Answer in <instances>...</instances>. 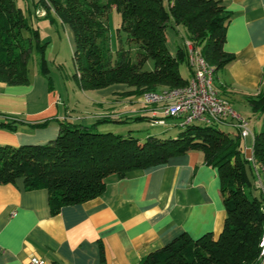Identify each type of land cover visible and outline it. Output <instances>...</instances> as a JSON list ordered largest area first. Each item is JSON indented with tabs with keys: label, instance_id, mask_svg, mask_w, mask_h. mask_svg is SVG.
<instances>
[{
	"label": "trees",
	"instance_id": "1",
	"mask_svg": "<svg viewBox=\"0 0 264 264\" xmlns=\"http://www.w3.org/2000/svg\"><path fill=\"white\" fill-rule=\"evenodd\" d=\"M34 6L43 17L71 28L75 37L74 78L82 90L125 85L119 95L131 99L187 85L190 78L182 76L179 66L187 62L192 71L189 51L179 46L171 53L167 45L170 23L184 27L186 41L213 67L215 82L218 73L236 57L224 48L231 14L222 0H168V6L164 0H36ZM113 8L121 14V28L127 31L129 41L136 45L120 47L115 54L105 21ZM25 30L37 38L40 72L51 80L47 44L40 41L38 29L31 27L15 0H0V81L9 85L30 83L28 59L33 44ZM148 60L154 64L150 70L144 68ZM216 87L234 104L227 88L218 81ZM243 96L251 110L264 118V93ZM113 115L98 117L93 125L59 119L57 137L44 144L0 145V184L22 178L27 190L46 189L55 215L66 205L98 197L111 174L125 177L134 170L163 165L172 157L198 150L208 165L217 168L221 179L227 211L222 232L217 237L208 232L198 238L182 233L140 264H261L264 196L254 184L252 161L245 156V139L239 131L198 122L181 125L182 130L168 138L141 140L131 133L95 131V125L113 120ZM129 118L151 121L146 114H121L116 121ZM0 119V127L17 129L14 118L0 114ZM47 124L45 121L36 127ZM253 133V159L264 172V124Z\"/></svg>",
	"mask_w": 264,
	"mask_h": 264
},
{
	"label": "crops",
	"instance_id": "2",
	"mask_svg": "<svg viewBox=\"0 0 264 264\" xmlns=\"http://www.w3.org/2000/svg\"><path fill=\"white\" fill-rule=\"evenodd\" d=\"M222 1L231 14L224 48L236 57L218 73L217 81L232 93L235 103L244 102L245 93H264V0ZM47 87L44 82L38 86L36 81L24 85L0 81V114L18 121L16 130L0 127V143H47L57 137L59 119L95 123L97 113H69L68 107L53 101ZM125 89L113 85L98 90L102 95L94 106L104 109L111 104L105 112L121 115L123 100L133 103L119 95ZM133 106L125 110L129 115H144L149 109L143 100ZM45 121L46 126L36 127ZM250 138L242 142L245 156L254 162V137ZM252 170L259 188L263 169L254 162ZM105 184L98 197L66 205L55 215L46 189L27 190L22 178L0 184V264H26L34 257L45 264H140L182 233L198 238L213 232L217 237L223 230L227 211L221 179L201 151L125 177L111 174Z\"/></svg>",
	"mask_w": 264,
	"mask_h": 264
},
{
	"label": "rangeland",
	"instance_id": "3",
	"mask_svg": "<svg viewBox=\"0 0 264 264\" xmlns=\"http://www.w3.org/2000/svg\"><path fill=\"white\" fill-rule=\"evenodd\" d=\"M36 0H15L17 6L21 7L24 16L28 20L32 28H36L39 31V39L42 43H46L45 56L50 67V79L44 77L41 74V55L36 48L37 38L31 35V31L25 30V35L31 37L33 44V51L28 59L29 66V79L30 83L36 81L38 86L41 82H44L47 90L54 96V102L59 103L61 106H66L70 110L69 113H80V115L86 116L89 113H97V117H103L109 114L108 108L111 104H107L104 109H101L98 104L95 103L100 99L101 91L98 90H82L78 87L74 78L76 72V66L74 61L75 51V37L70 27L63 25L60 21L52 22L50 18L43 17L41 11L36 12L34 2ZM165 5L168 6V0H164ZM40 12V13H39ZM105 21L108 27L110 46L115 54L116 50L120 47L129 48L132 44L128 39L127 31L121 28V14L117 9L113 8L105 16ZM167 45L171 53L175 54L179 46H183L187 50L186 30L182 26H176L174 23H170L167 29ZM188 51V50H187ZM136 49L132 50L134 54ZM154 67L153 61L148 60L144 66L145 69H152ZM180 72L185 79H191L192 71L190 70L187 62H183L179 66ZM39 80H42L39 82ZM215 80V79H214ZM217 85V80L215 82ZM133 103L128 99L123 100V104L120 106L121 114H128L126 111L129 107L136 108L137 104H141V96H135L131 98ZM144 102V100H143ZM232 106L241 113L246 119H248L252 130L260 131L264 124V118L261 113H254L249 105L244 102H234ZM108 110L105 112V110ZM126 110V111H125ZM114 111V110H113ZM114 119L109 121H103L95 125V131H113L114 133L128 134L131 133L134 137H138L141 140H145L149 136H159L168 138L179 133L181 128V118L170 117L167 118V126L152 125L150 120H134L129 118L122 122L116 121L119 115L116 113L113 115ZM96 122V121H95ZM175 122L179 125H175ZM93 125V124H90ZM222 129L236 132L235 127L231 128L223 126ZM249 139H251L249 137ZM5 145L6 143H0ZM250 145H248V148Z\"/></svg>",
	"mask_w": 264,
	"mask_h": 264
},
{
	"label": "built area",
	"instance_id": "4",
	"mask_svg": "<svg viewBox=\"0 0 264 264\" xmlns=\"http://www.w3.org/2000/svg\"><path fill=\"white\" fill-rule=\"evenodd\" d=\"M187 44L190 48V66L195 80L194 93L186 96L175 94L147 96L143 102L149 108L146 115L151 119L152 125H166V119L170 117L186 118L187 124L189 121H210V116H217V122H223L230 128L235 127L241 135V125H250L248 119L238 111H232L230 105L212 101V92L215 90L205 87V80H210V68L200 62V51L190 41H187ZM248 158L252 161L251 156ZM259 174V189L264 196V172L260 170ZM261 255L264 256V249ZM26 264H45V260L34 257Z\"/></svg>",
	"mask_w": 264,
	"mask_h": 264
},
{
	"label": "bare ground",
	"instance_id": "5",
	"mask_svg": "<svg viewBox=\"0 0 264 264\" xmlns=\"http://www.w3.org/2000/svg\"><path fill=\"white\" fill-rule=\"evenodd\" d=\"M187 49L189 51V56H190V48L189 45L186 42ZM189 62L191 65V58L189 57ZM200 62L202 65H204L207 68H210V80H205V87H211V89H214L215 92H212V101L213 102H220L221 104L225 105H230V109L232 111H236V109L232 106L231 103H229L225 98H223L218 90V88L215 85V80H214V72H213V67H211L207 61L205 60L204 56L200 52ZM195 91V80L193 78V75L191 79H189V83L185 86L181 87H174V88H167L163 90H158V91H149L143 94L142 99L146 100L147 96H160L162 94H175L177 96H186V95H191ZM183 121L181 122V125L186 124V118H181ZM193 122H198V123H216L219 125L223 126H228L227 124H224L223 122H217V116H210V121H189V123ZM254 131L251 129L250 125H241V136L243 139L246 140L247 137L253 136L254 137ZM261 248L264 249V235L263 239L261 242Z\"/></svg>",
	"mask_w": 264,
	"mask_h": 264
}]
</instances>
